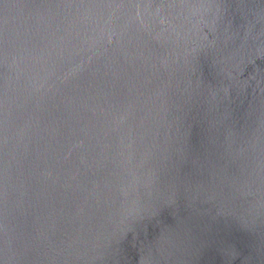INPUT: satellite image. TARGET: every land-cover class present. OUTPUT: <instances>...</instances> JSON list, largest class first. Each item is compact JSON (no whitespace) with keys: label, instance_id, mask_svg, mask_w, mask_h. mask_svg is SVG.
Instances as JSON below:
<instances>
[{"label":"water","instance_id":"1","mask_svg":"<svg viewBox=\"0 0 264 264\" xmlns=\"http://www.w3.org/2000/svg\"><path fill=\"white\" fill-rule=\"evenodd\" d=\"M0 264H264V0H0Z\"/></svg>","mask_w":264,"mask_h":264}]
</instances>
